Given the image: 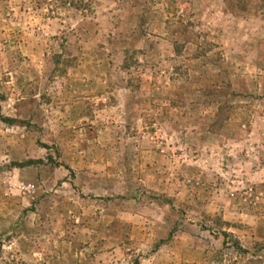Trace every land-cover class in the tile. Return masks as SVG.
Wrapping results in <instances>:
<instances>
[{
	"label": "rangeland",
	"instance_id": "374dc122",
	"mask_svg": "<svg viewBox=\"0 0 264 264\" xmlns=\"http://www.w3.org/2000/svg\"><path fill=\"white\" fill-rule=\"evenodd\" d=\"M0 264H264V0H0Z\"/></svg>",
	"mask_w": 264,
	"mask_h": 264
}]
</instances>
